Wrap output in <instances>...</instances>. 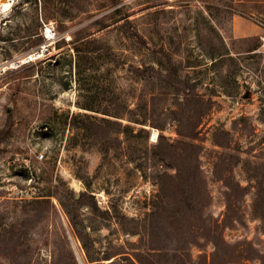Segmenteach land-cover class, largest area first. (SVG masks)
<instances>
[{
  "label": "rangeland",
  "instance_id": "obj_1",
  "mask_svg": "<svg viewBox=\"0 0 264 264\" xmlns=\"http://www.w3.org/2000/svg\"><path fill=\"white\" fill-rule=\"evenodd\" d=\"M5 1L0 264H137L134 253L146 241L127 230L147 221L157 175L173 172L155 155L154 134L162 130L174 142L179 126L190 134L200 119L206 214L222 223L227 187L217 177V156L237 155L235 180L252 187L242 222L223 228V237L264 256V0ZM44 46L38 60L25 61ZM101 112H121L132 127L120 147L70 125L75 115ZM214 134L230 148L218 146ZM116 212L127 220L120 223ZM157 222L163 237L174 233L172 219ZM181 222L209 228L205 220ZM200 244L189 247L194 261L213 251L209 241Z\"/></svg>",
  "mask_w": 264,
  "mask_h": 264
},
{
  "label": "trees",
  "instance_id": "obj_2",
  "mask_svg": "<svg viewBox=\"0 0 264 264\" xmlns=\"http://www.w3.org/2000/svg\"><path fill=\"white\" fill-rule=\"evenodd\" d=\"M23 2L28 3L30 0H23ZM255 49L257 48L248 51ZM75 51H80L78 46ZM101 114L104 116L99 118L88 114L75 115L71 118L70 125L84 130L91 140L104 146L120 147L123 144L121 135L132 131V127L122 123L124 114L121 112H101ZM129 121L140 125L146 124L135 118H129ZM201 121L200 119L196 123L190 134H184L179 126L177 128L179 138L174 142L169 141L162 130L159 133L154 153L161 161L167 163L173 172L165 170L157 175L158 191L150 200L151 209L146 216L147 221L139 230H127L130 234H137L146 241L142 246L146 247L145 251L134 253V257L139 264H150L151 258L154 260L153 264H162L163 254L180 256L181 260L176 264H233L246 260H261L264 264V256L252 244H230L224 239L222 233L223 228L242 222V203L248 189L252 187L251 183L243 187L235 180L231 165L239 163L240 158L237 155L224 153L217 156V177L227 187L226 210L222 223L219 224L218 220L206 214L211 204V196L200 165L203 146L197 142L200 141V131L197 129ZM140 132H146V130L142 129ZM214 141L222 148H230L229 145L220 142L216 134H214ZM222 168L225 172L221 171ZM256 187L260 194V186L257 184ZM160 215L173 220L174 233L168 234L167 237L161 235V228L158 227L157 220L161 217ZM116 216L120 223L127 220V217L119 212H116ZM187 217L191 220L209 221V228L207 230L198 226L195 230L186 228L181 221ZM132 221L136 220L132 219ZM201 240L209 241L213 251L210 254H201L194 261L188 250L192 246L200 247ZM170 243H176L178 246L172 247Z\"/></svg>",
  "mask_w": 264,
  "mask_h": 264
},
{
  "label": "built area",
  "instance_id": "obj_3",
  "mask_svg": "<svg viewBox=\"0 0 264 264\" xmlns=\"http://www.w3.org/2000/svg\"><path fill=\"white\" fill-rule=\"evenodd\" d=\"M50 33H51V30L47 28L46 36H47V34H50ZM47 39H49V38H47ZM263 43H264V38H263ZM46 50H47V46H44L43 48L36 50L35 52H33L30 55H28L25 61L26 62H31V61H34V60H38L44 54V52Z\"/></svg>",
  "mask_w": 264,
  "mask_h": 264
},
{
  "label": "bare ground",
  "instance_id": "obj_4",
  "mask_svg": "<svg viewBox=\"0 0 264 264\" xmlns=\"http://www.w3.org/2000/svg\"><path fill=\"white\" fill-rule=\"evenodd\" d=\"M11 2L14 0H10ZM0 5L4 8V10H8V6H11L10 3L6 2L5 0H0ZM3 11V10H2ZM157 134H154V138H156Z\"/></svg>",
  "mask_w": 264,
  "mask_h": 264
},
{
  "label": "water",
  "instance_id": "obj_5",
  "mask_svg": "<svg viewBox=\"0 0 264 264\" xmlns=\"http://www.w3.org/2000/svg\"><path fill=\"white\" fill-rule=\"evenodd\" d=\"M156 138H158V135L156 136Z\"/></svg>",
  "mask_w": 264,
  "mask_h": 264
}]
</instances>
